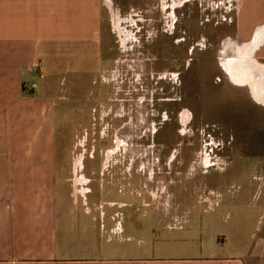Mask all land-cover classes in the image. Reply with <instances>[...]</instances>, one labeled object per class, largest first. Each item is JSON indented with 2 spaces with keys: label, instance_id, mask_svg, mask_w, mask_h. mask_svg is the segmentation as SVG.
<instances>
[{
  "label": "rangeland",
  "instance_id": "1",
  "mask_svg": "<svg viewBox=\"0 0 264 264\" xmlns=\"http://www.w3.org/2000/svg\"><path fill=\"white\" fill-rule=\"evenodd\" d=\"M113 7L96 42L78 54L61 48L35 81L56 104L57 152L94 154L83 160L84 198L122 224L108 232L124 240L117 251L213 220L217 227L204 233L225 238L218 248L238 257L229 252L255 234L264 187V105L230 81L220 65L230 55L221 50L250 37L264 0Z\"/></svg>",
  "mask_w": 264,
  "mask_h": 264
},
{
  "label": "crops",
  "instance_id": "2",
  "mask_svg": "<svg viewBox=\"0 0 264 264\" xmlns=\"http://www.w3.org/2000/svg\"><path fill=\"white\" fill-rule=\"evenodd\" d=\"M114 1L0 0V264H264V187L255 234L229 252L238 257L218 248L225 238L204 233L213 220L195 223L189 235L148 237L144 247L117 251L124 240L108 232L122 224L84 198L83 160L94 154L57 152L56 104L35 81L61 48L78 54L98 40ZM113 204L120 205H106Z\"/></svg>",
  "mask_w": 264,
  "mask_h": 264
},
{
  "label": "water",
  "instance_id": "3",
  "mask_svg": "<svg viewBox=\"0 0 264 264\" xmlns=\"http://www.w3.org/2000/svg\"><path fill=\"white\" fill-rule=\"evenodd\" d=\"M263 46L264 22L252 29L248 39L226 40L223 48L231 47V56L221 59L220 65L231 82L247 86L252 99L264 105V63L256 59Z\"/></svg>",
  "mask_w": 264,
  "mask_h": 264
},
{
  "label": "flooded vegetation",
  "instance_id": "4",
  "mask_svg": "<svg viewBox=\"0 0 264 264\" xmlns=\"http://www.w3.org/2000/svg\"><path fill=\"white\" fill-rule=\"evenodd\" d=\"M231 51H232L231 47H225V48L222 49L221 52H222L223 56H224V55H225V56H226V55H230V56H231ZM230 56H229V57H230Z\"/></svg>",
  "mask_w": 264,
  "mask_h": 264
},
{
  "label": "bare ground",
  "instance_id": "5",
  "mask_svg": "<svg viewBox=\"0 0 264 264\" xmlns=\"http://www.w3.org/2000/svg\"><path fill=\"white\" fill-rule=\"evenodd\" d=\"M208 161V159L206 158V161L205 162H207ZM85 178V177H84ZM85 180V179H84ZM83 182V181H82ZM79 183V182H78Z\"/></svg>",
  "mask_w": 264,
  "mask_h": 264
}]
</instances>
